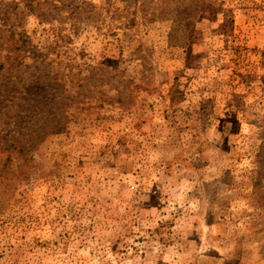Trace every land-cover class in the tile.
Returning <instances> with one entry per match:
<instances>
[{
	"label": "rangeland",
	"instance_id": "obj_1",
	"mask_svg": "<svg viewBox=\"0 0 264 264\" xmlns=\"http://www.w3.org/2000/svg\"><path fill=\"white\" fill-rule=\"evenodd\" d=\"M0 264H264V0H0Z\"/></svg>",
	"mask_w": 264,
	"mask_h": 264
}]
</instances>
